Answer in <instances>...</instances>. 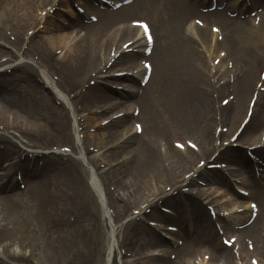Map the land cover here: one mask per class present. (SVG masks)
Wrapping results in <instances>:
<instances>
[{
  "label": "bare ground",
  "instance_id": "bare-ground-1",
  "mask_svg": "<svg viewBox=\"0 0 264 264\" xmlns=\"http://www.w3.org/2000/svg\"><path fill=\"white\" fill-rule=\"evenodd\" d=\"M8 1L5 2L6 4L4 2L0 4V39L5 40V35L9 30L13 36L9 43L19 49L15 56L12 51L5 52L1 48L2 43H0V67L9 63L12 58H20L19 50L26 44L24 56L36 60L40 67L48 70L52 74L51 77L55 78L56 84L61 86L67 94L73 95L70 96L71 99L80 102L83 107H90L94 109V113L99 115H105L119 106L125 109L126 112L121 117H107L108 121L102 125L107 135L101 134L95 143L96 146L104 144L101 146L105 148L106 152H109L108 155L99 154L88 157L86 153L79 152L76 156L77 161L80 162L81 159L85 161L97 160L99 156L108 164L116 162L109 169L108 177L117 192L120 191L117 194L121 199L118 198L117 201L123 205V210L127 207L128 212H131V204L137 198L143 199V203L153 202V197L161 193V190L158 189L161 184L164 185L162 190H179V183L185 181L184 178L189 171L180 177L177 175L187 168L194 167V160L197 157L205 161L210 158L215 147L214 144L212 145L214 134L213 130L211 131L210 123L214 122L215 114L220 116V122L229 124V128L236 124L241 116H247L250 101L245 104L243 98L249 92H254V79L252 81L251 79L261 69L260 60L255 56L254 48L264 44V21L255 28L253 20L251 21L250 18L243 16L241 17L242 21H239L226 17L224 11L229 8L233 9L232 7L227 8L226 5L223 11L215 8L211 12H200L199 7L207 1L212 4V0H134L119 8L112 7L123 0H107V3L112 5L110 9L107 6L104 9L97 8L92 0H80L86 10L97 14L95 23L83 24L79 16L76 15L65 24L68 32L65 29L64 33L57 30L61 34H53L50 37L29 36L22 43L23 33L28 30L32 31L39 25L37 18L30 17L32 14L28 8L34 12L37 11L39 5L44 4L42 9L44 10L45 6H52L55 2L57 8L58 6H69V2L68 0H26V5H23L22 0ZM260 1L264 5V0ZM215 2L216 5H219L222 0H215ZM137 17L146 19L145 22L153 39L151 43H146L141 30L133 23L141 21L136 20ZM128 18L134 19L128 20ZM192 20H195L196 23H191ZM210 21L216 22L221 27L222 44L212 41L215 35L207 32V23ZM75 27H82L86 33L75 41L71 48L66 49V40L64 41V39L73 34ZM42 28L46 29V26L44 25ZM127 37L132 40V43L123 48L126 42L119 44L118 40ZM210 44L211 46H209ZM200 46L213 49V51H209L208 55L201 53L200 58L197 49ZM216 46H222L223 49L225 46L227 51L220 56V53L225 49L220 50L219 55L213 57L212 63L208 64L215 53ZM145 48H151V53L147 59L140 61L141 57L146 56ZM111 51L113 56H111ZM2 57L6 58L1 59ZM148 58L151 65V69H148L149 79L144 87L137 86L136 91L141 95L137 99L139 112L135 120L143 121L142 125L139 123L141 133L137 134L134 129L135 123L133 125V115L129 113L130 108L133 110L132 113L134 112L131 107L133 103L126 105L124 101L134 96V88L139 81L138 77L141 78L145 73L141 63L148 61ZM216 58L219 59V69L225 68V77L232 71L234 79L232 92H235V96L231 101H224L225 103H222L221 100L216 101L221 102V105L213 102L211 95L212 93L222 95L226 91L229 92L230 86L229 81H225L218 87L214 86L213 79L220 72L214 66L213 61ZM228 60L232 62V70L226 68ZM169 62L176 63L173 70L168 66ZM114 65H126L125 68L120 67L119 70V72L126 71L125 74L121 77L114 76L113 73L117 68ZM7 71L11 76H8ZM129 71L132 74H128ZM2 74L7 75L4 77ZM106 74H111L109 78L119 82L120 84H116L117 87L121 86L125 91L109 94V87L106 84L108 82L103 83L100 79ZM12 77L24 89L20 90L15 87V83L10 82L13 80ZM40 83L42 82L39 77L26 63H15L0 71V156L13 152L17 154L16 159L6 155L8 157L6 161H9L10 164H7L5 168L2 169L3 163L0 164V243L5 242L3 245L5 256L10 254L8 249L11 241L17 240L21 247L28 245L27 227L29 225L41 229L46 228V225L53 224L52 217H55L58 211L55 210L56 204L58 205L60 195L65 193L64 191H73V196L69 197L70 205L66 212L82 210L87 207L83 206L82 199V193L86 188L79 176L80 170L72 159H70L72 162L66 160L61 163L65 153L29 151L21 148L18 141H14L16 137L26 147L39 146V143L32 139L35 133L43 136L47 133L61 141L70 139L67 133L69 127L65 111L54 104L56 98L46 86ZM124 83L125 85H122ZM69 95L67 96L69 97ZM60 98L65 99L62 96ZM254 107L253 118L249 120L241 133H243L242 137L246 142L251 141L260 145L262 142L260 130L264 129V93L258 94ZM8 117H10V122H8ZM158 117L162 118L161 121ZM137 121L135 122L138 123ZM74 122L76 123V120ZM130 123L133 125V132L128 127ZM171 135L192 138L196 142L197 152L188 148H185L183 152L176 149L174 146L176 141L168 140ZM254 153L259 159L257 167L262 171L264 169V143L254 148ZM218 158L239 169H247V175L254 178V165L256 164L253 162L252 166L243 151L225 148L220 151ZM40 162H43L41 166L44 164L54 165L52 182L43 183L40 179H31V175L37 169L36 165H39ZM199 162L197 161L196 165ZM15 168L16 170L21 169L24 179H27L29 199H31L30 206L28 204L26 206L22 193H9L17 184L12 179L14 174L15 176L17 174ZM204 172H199L203 179L224 184V178L219 171H213L215 173L212 174L216 175ZM88 173L95 192L97 191L101 195L102 190L99 189L97 175L92 171ZM123 182L125 186L122 185ZM187 183L192 184L193 180L189 179ZM128 184L131 185L128 186ZM247 188L251 190L252 195L259 203L258 213L254 218H252L251 212L242 218L234 216L230 223L234 227L241 224L236 229L238 232L234 233V237L240 241L238 248L241 250V256L238 258L245 260L247 254L253 253L257 256V261L254 264H264V186H258L254 178V180L251 179V183L247 184ZM151 191L152 195H150ZM216 192L208 193L197 189V192L191 194L187 200L181 197L175 200L172 198L173 201L167 200L170 201V207L178 209V205L183 206L193 213L198 223H207L204 225L203 233L206 236H211L213 230L211 217H205L206 213L197 203L204 196L209 204L218 206V201L213 195ZM114 197L116 198V196ZM110 200L115 207L118 206L114 199L110 198ZM101 204L106 206L104 205L106 204L104 195L101 198ZM185 208L183 210H186ZM158 217V223H164L171 218L162 214ZM190 218L192 216L188 217V220H192ZM202 224L198 225L199 228ZM130 229L132 233L136 231L140 235H145L146 244L150 247L154 248L153 245L166 243L154 232L137 230L138 227L133 224V221L130 224ZM182 229H184L183 225ZM54 234L56 235L50 239L51 243H49L51 248H54L58 242L67 241L69 237L78 239L84 236L85 230L78 228L76 224L67 223L64 228L55 229ZM109 238L105 264H110V255L115 241L113 229ZM213 246L214 258H217L220 253L225 260L230 259L231 249L234 246H226L224 243L219 245L215 243ZM195 254L190 252L189 255L194 256ZM167 257L169 259L170 256L167 255ZM152 260L161 263L164 261V256H155ZM174 263L180 264L177 260ZM74 264L86 263L81 260ZM224 264L229 263L226 261ZM236 264L239 263L236 262Z\"/></svg>",
  "mask_w": 264,
  "mask_h": 264
},
{
  "label": "rangeland",
  "instance_id": "rangeland-1",
  "mask_svg": "<svg viewBox=\"0 0 264 264\" xmlns=\"http://www.w3.org/2000/svg\"><path fill=\"white\" fill-rule=\"evenodd\" d=\"M55 1V0H54ZM5 2H9L8 0H0V4ZM23 5H26V0L21 1ZM96 6H98L96 0L93 1ZM35 3V2H34ZM56 3V2H55ZM55 3L52 4V6H45V9H43V5H39L37 8V11H30V8H28V11L32 14L30 17L37 18V21H39V25L36 26L31 31L28 30L27 32L23 33L24 39H21L22 43L26 41V39L29 36L32 37H38V36H47L50 37L51 35L55 34H61L59 31H62V33L65 32V29L67 28L65 24L69 21L71 17H74L76 15L79 16V19L82 23L86 24L87 22H91L89 19L90 16L97 15L95 12H91L86 10L84 13L82 12L81 4L82 2L79 0L74 1V4L71 6H63V7H55ZM100 3V2H99ZM224 4L227 6V8L232 7L233 9H228L227 12H224L226 17H230L231 19H238L241 20L242 16L250 17L251 21H254V24L257 26L264 21V14H261L264 10L262 7L264 5L260 2V0H222V4L217 6V9L223 10ZM30 5V4H29ZM28 5V7H29ZM212 6L215 7V4H212L210 6V2L207 1L205 4H202L199 7L200 12L204 10H209ZM31 7V6H30ZM54 8V9H53ZM85 9V8H83ZM79 10V11H78ZM21 14V12H20ZM254 14V15H253ZM261 14V15H260ZM253 15V16H252ZM196 17V16H193ZM260 18V22H259ZM47 19V20H46ZM134 19V18H128V20ZM136 20H145L143 17H137ZM45 20L47 21L45 23ZM154 22V21H153ZM259 22V24H258ZM191 23H194L191 21ZM208 26L207 32L215 35L210 29V26H215L219 28V34L218 36L221 38L220 44L223 42V34L221 31V27L219 24H217L214 21H210L207 23ZM258 24V25H257ZM46 26V29H43L42 27ZM72 32L73 34L68 35L65 37V48H71L75 41H77L79 38L83 37L86 33L85 30H83L82 27H75ZM68 32V30L66 29ZM7 35H5V40L0 39L1 48L5 52L12 51L16 56V51L19 48H14L9 42L13 39V36L10 34V31H7ZM121 40V42H120ZM216 40V35L213 37L212 41ZM131 41L128 37L119 39L118 42L121 44L122 42H128ZM217 41V40H216ZM222 41V42H221ZM213 43V42H212ZM211 46V44L209 45ZM25 46H23L19 50L18 56H21L20 58H13L9 63L5 64L4 66L0 67V71L2 69L4 70L9 65H12L14 63H26L28 64L33 70L34 73L39 77L42 83L41 85H45L49 92L56 98V102L54 104L56 106H59L60 108H63V110L66 113L67 123H68V131L70 139L67 141H61L57 140L55 136H49L47 133H45V136L39 135L38 133L34 134V137L32 138L34 142H38V145H33V147H26L21 143L17 138L15 137L14 141L19 142V146L21 145V148L29 151H38L41 153H58L62 152L65 153L64 157L62 158L63 161L61 163H64L66 160L67 162H72L70 159H72L78 166L80 170L79 176H81L83 185L86 188L84 192L82 193V199L84 201L83 206L85 209L82 210H75L72 212H66L67 207L70 205V196H73V191L70 192L64 191L65 193L60 195V201H58V205L56 204V209L58 210L55 217H52L51 222L52 225H46V228H37L36 226L32 227L29 225L27 227L28 231V245L25 247H21L19 245V242L17 240L11 241L9 245V255L5 256L3 254V245L5 242L0 243V264H74L76 262H80L81 260L85 262L86 264H105V256H106V247L107 244L110 241L109 234L112 232L115 236V250L113 252V261L112 264H175L174 261L177 260L180 264H224L226 261L229 264H236L238 262H242V264H253L254 259L257 260V256H255L253 253L247 254L245 260L239 259L238 256H241V250L237 248L239 247L238 242L239 239H236V242L233 244L234 248L231 249V256L230 259L225 260V258L222 257V255L219 253L217 255V258H214V246L215 243L218 245L222 243V240L220 238H225L226 240H229L230 238H236L234 237V233L238 230H236L237 227H234L232 225L231 219H228L231 215L232 218L235 216L236 218H242L245 214L249 215V209L250 205L247 204L249 201L250 203H255L258 205L259 203L256 201V198L252 195L251 190L247 188V184L251 183V179L253 177H250L247 175V169H239L235 165H232L229 167V163H226L223 159H215L214 158L220 150L225 148H230L229 145H232L231 150H240L243 151L246 158L248 160H252L251 165L253 166V158L251 159L253 155L247 150L250 148H254V143L251 141L246 142L242 134L240 133L238 139L234 143L229 144L230 136H232L237 129L239 128L240 124L242 123L244 117L241 116L236 124H234L231 128H229V124H225L222 121L220 122V116L214 115V122L210 123L211 125V131L213 130V138H212V145L214 144L216 148L213 152H211V157L207 161H211L207 164V161L200 160L201 158L197 157L194 160V167L187 168L183 172H181L177 177H180L183 173H186L187 171L192 173V176H190L188 179L193 180L192 185H188V187H185L186 182H182V189L186 192L183 193H173V189L170 190H162L163 184H161L159 190H161V193H159L156 197H161L168 194L167 199L172 200V198L175 200L178 197H181L185 200L188 199V197L194 193L197 192V189L207 191L208 193H213L214 191H217L214 193V197L218 203V207L215 208L213 205H209L208 201L204 199V196L198 200V205L201 209H203V212L206 213L205 217L209 218V212L208 208L211 209V207H214V211L216 213L215 219L212 217V235L206 236V234L203 233L204 225H207V223H198L193 216V213L185 208L186 210H183L182 207L178 205V209L175 207H170L169 202L170 201H163L162 203H157L156 206L151 208V212L149 214L144 215V217L141 219L140 217H136L137 215L133 214V210L136 211L139 209L140 206H143V199L137 198L135 201H133V204H131V212L127 210V207L123 210V205L120 204L117 199H121L118 197V194L120 191L117 192V189L115 188L114 184H111L108 177L109 169L112 165H114L116 162H113L111 164H108L105 162L100 156L93 160H84L81 159L80 161H77L76 156H78L79 152H83V154H87L88 157L94 156V155H108L109 152L105 151V148L102 146L104 144H99L96 146V142L98 138L101 136V134L107 135L106 130L102 126L104 123L108 121L107 117H115L117 114H124L126 111L122 108V106L116 107L112 111L107 112L105 115H99L97 113H94V109L90 107H83V105L80 102H77L75 99H71L70 96L66 92H64L63 88L56 84L55 78L51 77V73L46 70L43 67H40L39 64H37L36 60H32L30 58H26L23 54L25 50ZM198 54L199 56L201 53H204L208 55L209 51H213V49H206L203 46L198 47ZM225 49V50H224ZM224 49L222 46H216L215 53H213V56L211 58V61L208 64L212 63L213 57L217 56L218 52L220 50H224L223 53H225L226 48L224 46ZM255 50V56L260 60L261 69L258 72L255 73V77L251 79L253 80V86H254V92H249L247 95L244 96L243 100L245 104H247L248 101L252 99L253 96L258 91L257 85L261 83L262 87H264V81L260 80V72H264V44H261L257 48H254ZM112 53V51L110 52ZM197 53V52H196ZM62 54V53H61ZM60 54V55H61ZM203 56V55H202ZM6 57H2L1 59H5ZM201 58V56H200ZM139 59V58H138ZM143 58L141 57L140 61ZM144 60V59H143ZM149 61V58H148ZM152 61V60H151ZM150 62V61H149ZM214 62V61H213ZM140 65V64H139ZM175 64L170 63L169 65L171 70L175 68ZM117 66V65H114ZM126 65L123 66H117L115 72H119L120 67L125 68ZM203 66V65H202ZM205 66V64H204ZM216 68L219 69L218 66H220V63L214 65ZM226 68L229 70H232V62L230 60L227 61ZM224 69L222 67L219 69L220 72L217 73L214 77L213 81H215L214 86L218 87L222 85L225 81H229L230 90L229 92L226 91L224 94L219 95L218 93H215L211 95V99L213 102H215L217 105H221L223 100H232V98L235 96V92H232L234 89V85H232L234 79L232 77L233 72H231L230 75L225 77ZM124 71L123 73H125ZM208 72V71H206ZM9 71H7V74ZM131 73V72H129ZM7 74H2L4 77ZM111 74H106L101 77V81L106 83L109 87L108 93L114 94L115 92H123L124 89L121 88V86L117 87L116 84H120L119 82L113 80V78H109ZM8 76H11V74ZM224 77V79H223ZM13 78V77H12ZM140 79V78H139ZM15 79L11 80L10 82L12 84L15 83V87L21 89H24V87H21V84H18L14 81ZM116 85V86H115ZM122 85H125L122 84ZM137 86H139V81H137V84L134 88L135 94L133 97H131L128 100H125V104L128 105L130 103H133L131 106L132 108L139 109V104L137 103V99L140 97V93L137 91ZM26 89V88H25ZM15 94H17L15 92ZM117 94V93H116ZM69 95V97L67 96ZM15 95L13 94V97ZM60 96L64 97L65 99L60 98ZM223 99V100H222ZM220 103L216 101H220ZM245 106V105H244ZM150 109V105L148 106ZM245 108V107H244ZM255 108V107H254ZM264 111V108H263ZM129 113H132V109L130 108ZM253 118V116L251 117ZM158 119L161 121L162 118ZM74 120H76V123H74ZM133 123L137 120L133 119ZM158 120V121H159ZM1 121V120H0ZM8 122H10V117H8ZM132 122V121H131ZM138 123H142V120L137 121ZM249 123V122H248ZM247 123V124H248ZM141 124V125H142ZM1 127V124H0ZM128 127L133 132V125L128 124ZM132 127V128H131ZM244 129V128H243ZM260 132L262 133V143H264V129H261ZM5 133V132H4ZM257 134V133H256ZM256 136V135H255ZM188 137V136H186ZM180 137L179 135H171L168 140L170 141H179L182 144H184V141L186 139H189L190 141H194L192 138L188 137ZM257 137V136H256ZM167 141V137H166ZM195 142V141H194ZM196 144V142H195ZM102 145V146H101ZM115 145V144H114ZM244 148V149H243ZM64 149H67V151H62ZM195 152V151H194ZM233 152V151H231ZM9 156V158H15L17 157V154L15 152L13 153H5L0 156V164L5 163L8 164L9 162L5 159ZM250 155V157H249ZM255 155V153H254ZM57 156V155H56ZM256 157V156H255ZM255 160V159H254ZM258 160V156H257ZM200 161L197 165L196 162ZM120 162V161H119ZM118 162V163H119ZM202 162H204L202 164ZM43 163V162H42ZM40 162L37 166V169L35 170V173L31 175L32 180L40 179L43 183H49L52 182L51 176L53 174V171L55 168L52 164H44L43 166ZM117 163V164H118ZM210 164H216L221 165L219 169H208L207 166ZM223 165H226L223 166ZM3 166H6L3 164ZM32 166L31 164L29 165ZM56 166V165H55ZM206 166V167H205ZM4 168V167H3ZM30 169V168H29ZM196 170H202L205 171L206 174H212L215 173L213 171H219L224 178V184H218L214 181H208L203 179L201 175H198L197 173H194ZM191 170V171H190ZM255 172L257 173L256 177L257 179L259 176H261L256 182L257 185H263L264 186V172L261 174V172L254 168ZM19 173V181L15 176L12 177V179H16L17 182L20 184H16L15 188L12 189L9 193H22V198L26 202V206L31 205V199L30 193L28 189V182L27 179H24L23 177V171L17 170ZM89 171H92L94 174L97 175L98 181H99V189L101 191V195L97 192H95L93 186L90 182V176ZM228 171H232L231 173H228ZM218 172V173H219ZM29 175V174H27ZM188 175V174H187ZM216 175V174H212ZM219 175V174H218ZM226 180V181H225ZM230 181V185H228ZM34 182V181H32ZM30 182V183H32ZM167 184V183H165ZM122 185L125 186V183L123 182ZM131 184H128L130 186ZM169 185V184H167ZM166 185V186H167ZM170 186V185H169ZM167 186V187H169ZM243 190L245 193H249V197H240L237 190ZM124 192L128 193L127 191L123 190ZM188 191V192H187ZM113 193V194H112ZM165 193V194H164ZM189 193H191L189 195ZM105 199V207L101 204V198ZM150 195H152V191L150 192ZM180 195V196H178ZM116 196V198L114 197ZM154 198L153 201H158L159 199ZM110 198L114 199V202H117L118 206L115 207L113 203H111ZM151 198V197H150ZM116 199V200H115ZM173 201V200H172ZM159 205L166 206L170 208L171 212L175 216H171L168 221H165L164 224L167 225H173V228L177 230L175 233H170L166 231V226L162 229H155L153 227H150L147 225V221L155 220L156 216H160V211L157 209ZM147 207V206H146ZM82 208V207H81ZM148 209V208H146ZM144 208H141V213L144 212ZM107 212V213H106ZM226 215L225 218H222L221 215ZM163 215H167L166 213H163ZM1 216V215H0ZM192 216V220H188V217ZM230 216V217H231ZM176 219V220H175ZM224 219V220H223ZM174 220V221H173ZM135 224L136 227H138L137 230H147L149 233L154 232L157 237L160 239H163L166 241L165 244H158L157 246L153 245V247H150L146 244L145 241V235H140L136 231L134 233L131 232L130 224ZM67 223L70 224H76L78 225V228H81L85 230V235L78 238V239H70L68 238L67 241L64 242H58L54 248H51L49 245L50 239L54 237L56 234H54L55 229H61L64 228ZM195 223V224H194ZM197 224V225H196ZM199 224L201 225V228H199ZM182 225L183 228L182 229ZM241 225V224H240ZM216 229H220V232H222V235H218V233L215 231ZM182 229V230H180ZM200 229V230H199ZM185 232H184V231ZM215 231V232H214ZM216 234L218 235L216 237ZM170 238V241H169ZM168 239V240H167ZM176 241L181 242L182 244L180 246H174L176 244ZM175 244H173V243ZM238 244V245H237ZM243 244V243H242ZM174 246V247H173ZM239 249V250H238ZM196 253L194 256H190L189 254ZM173 254L175 259H172L170 261L167 255ZM159 257L164 256V261L161 263L159 261L152 260L153 257ZM167 259V260H166ZM240 260V261H239Z\"/></svg>",
  "mask_w": 264,
  "mask_h": 264
}]
</instances>
